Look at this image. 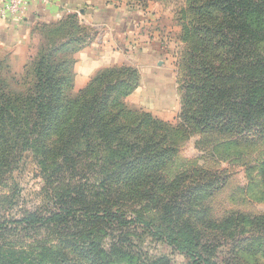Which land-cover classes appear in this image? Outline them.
<instances>
[{
	"label": "rangeland",
	"instance_id": "rangeland-1",
	"mask_svg": "<svg viewBox=\"0 0 264 264\" xmlns=\"http://www.w3.org/2000/svg\"><path fill=\"white\" fill-rule=\"evenodd\" d=\"M212 1L149 0V7L160 12L156 18L160 22L149 33L155 34L152 41L162 51L158 65L167 67L171 79L162 92L149 94V112L129 105L127 100L135 89L124 104L179 127L167 136L175 152L164 165L142 162L131 172L112 148L99 147L92 153L71 140L63 149L58 134L63 126L58 127L61 120L55 112L52 120L36 126L39 118L34 105L25 98L33 96L26 91L33 85L29 81L37 50L54 46L69 60L72 52L66 51L87 43L86 37L81 40L87 30L68 27L66 22L61 27L48 26L49 37L43 39L45 29H35L24 71H6L1 61L5 57L0 55V79L8 91L23 94L19 100L11 99V108L7 106L9 114L18 117V124L8 126L7 121L0 134V264H40L45 259L76 264L70 259L84 257L92 241L112 251L115 264H190L139 223L145 221L150 229L165 234L183 232L175 215L165 213L164 206L171 204L180 206L185 219L197 229L201 244L196 251L205 258L218 264H264V98L260 94L264 91V13L259 35L251 43L240 40L238 56L233 58L223 46L227 17ZM219 26L224 30L219 31ZM55 28L58 31L52 32ZM126 67L129 77L113 75L106 82L127 80L130 86L135 79L137 88L138 67ZM211 67L212 78L205 77L203 73ZM13 73L23 75L14 77ZM196 85L200 89L195 94ZM207 87L224 93L213 99L211 93L205 95ZM254 87L256 97L248 93ZM79 91L74 89L73 78L72 93ZM114 95L123 99L120 93ZM164 100L172 108L162 118L157 113ZM238 104L245 108L237 115L233 111ZM139 118L140 132L150 134L152 127ZM143 170L149 175L144 174L146 180L140 185L137 181ZM150 175L156 176L151 182ZM108 186H116L114 199L105 192ZM170 186L173 194L167 196ZM88 203L92 213L102 215L109 208L134 223L117 228L91 220L84 216ZM70 206L79 211L68 225L28 229L16 225L29 216Z\"/></svg>",
	"mask_w": 264,
	"mask_h": 264
},
{
	"label": "trees",
	"instance_id": "trees-1",
	"mask_svg": "<svg viewBox=\"0 0 264 264\" xmlns=\"http://www.w3.org/2000/svg\"><path fill=\"white\" fill-rule=\"evenodd\" d=\"M212 4L219 7L227 17L225 25L228 32L223 34L226 42L223 43V46L227 49V55L236 58V56H238L237 47H240V45H237L239 41L246 40V42L251 43L253 39L259 35V30H262L259 20L261 19L262 13H264V0H213ZM66 22L68 27L73 25L77 29H80V31L87 30L77 25L75 15H71L58 23L36 26L35 29H40L41 32H43L42 29H45V32H43V39H48L50 33L49 30H47L48 26L61 27L65 26ZM223 30L224 29L219 26V31ZM55 31H58V29L55 28L52 30V32ZM85 37L87 38V34L82 32L81 40ZM66 45L69 46L70 43L67 41ZM83 46L73 51L72 49L66 51V53L72 52V56L69 60L61 53V49H54V46L51 48L41 46L37 50L35 64L32 69L33 79L29 81L33 82V85L26 91L27 93L32 92L33 96L28 94L25 98V100H29L30 103L34 105L35 114L39 118V122L36 123V126H39L42 121L52 120V114L55 112L58 119L61 120L58 127L61 128L63 126L59 129L58 133L59 136L62 137L60 143L63 149H66L68 144L71 143V140L80 142V145L83 144L84 148L92 153L99 147L112 148L119 157L121 164L130 167L129 170L131 172H134V166L141 165L142 162H149V164L153 166L164 165L175 152L167 136L171 133L175 134V131L179 129V127H171L169 124L154 119L149 113L136 112L124 104V98L135 89L137 80L135 81L134 79L135 83L129 86L127 80L119 83L116 79V82H106V79H109L113 75H116V78L117 75H122L123 77L127 75L129 77L130 73H127V71L130 70L129 67L121 66L104 69L97 73L88 82L86 87L77 94L72 93L74 78L73 65L75 63L73 55ZM228 48H231V52ZM1 61L5 62V70L9 71L10 67L6 59L3 58ZM23 68H26V66L24 65ZM23 68L22 70L24 71ZM213 68L214 67H211L208 73L205 71L203 73L204 76H210L212 78ZM130 72L134 74L133 71ZM192 74L194 75V73ZM13 75L16 77L22 76L23 74L19 75L13 73ZM204 78L201 82L205 81ZM218 78L219 76L216 77V79ZM204 86H201V88L205 89ZM252 87L253 85H249V88ZM199 89L200 85H196L193 88L195 94ZM118 93L121 94L120 97L123 99L120 100V98L114 97V94ZM209 93L212 94L213 99H216L219 98L224 91H220L219 89L213 90L211 87H207L205 95ZM248 93H252L253 97H256V87L248 91ZM260 94H262L264 98V91ZM21 95L23 94L8 91L7 85L0 79V134L4 133L7 121H9L8 126L12 123H14V125L18 124L15 123L18 117L9 114L7 106L9 105L11 108V99L19 100ZM244 108L245 107L241 108L238 104L234 107L233 112L238 115L241 111H244ZM137 116L140 117L138 120L152 127L150 134L145 135L140 132V127L136 124ZM68 122H70L69 125ZM230 125H232V123ZM185 126L186 124H181L182 128ZM52 128L58 129L55 126ZM241 132L242 130H240V133ZM1 143L4 145L3 141ZM147 172V170L142 171L143 177L138 178V184L142 185V183L145 182L146 177H144V174ZM148 177L149 182H151L156 176L153 177V175H150ZM118 179L119 177L116 178V181H118ZM160 185L165 186L167 183H161ZM173 189L172 186L166 189L170 192L167 196L173 194ZM105 192L114 199L116 186L106 187ZM90 205V203L86 205L84 216H89L91 220H98L105 225L117 228L127 227L134 223L133 221L125 220L123 213H119V211L113 212L109 208L105 210L102 215L92 213L89 207ZM164 207L167 215L169 213L174 214L176 219L179 220L183 232L165 234L150 229L151 225L145 221L139 223L143 224V227L148 232L150 230L154 238L163 241L168 246L173 247L185 258L189 259L190 264H218L210 261L196 251V248L200 247L201 244L197 229L188 219H185L183 215L184 211H180V206L171 204L170 206L165 205ZM59 208L58 211L51 212L48 215H32L18 220L16 221V225L24 226L23 229L52 224L68 225L70 221L77 217L76 214L79 211V209H75L72 206ZM170 209H172V211H170ZM89 246L90 249L84 253V257L78 259L71 258L70 261L76 264H83L82 260L86 261L85 264H115V259L113 258L115 254L112 251L106 250L100 242L92 241L89 243ZM125 256L127 255H123L124 260H126ZM65 263V261H61L60 263L53 262L50 259L40 261V264Z\"/></svg>",
	"mask_w": 264,
	"mask_h": 264
},
{
	"label": "crops",
	"instance_id": "crops-1",
	"mask_svg": "<svg viewBox=\"0 0 264 264\" xmlns=\"http://www.w3.org/2000/svg\"><path fill=\"white\" fill-rule=\"evenodd\" d=\"M149 6V0H54L45 7L31 4L22 18L0 19V55L12 71L20 72L31 56L35 27L75 15L77 25L89 32L87 43L73 55L75 91L104 69L134 64L140 71V82L127 101L149 112V94L162 92L171 79L167 67L158 65L162 51L152 41L155 34L149 33L150 27L160 22L156 20L160 12ZM162 105L157 114L165 118L172 106L167 100Z\"/></svg>",
	"mask_w": 264,
	"mask_h": 264
},
{
	"label": "built area",
	"instance_id": "built-area-1",
	"mask_svg": "<svg viewBox=\"0 0 264 264\" xmlns=\"http://www.w3.org/2000/svg\"><path fill=\"white\" fill-rule=\"evenodd\" d=\"M54 0H3L0 4V19L22 18L27 14L28 7L31 4H39L42 7L47 6Z\"/></svg>",
	"mask_w": 264,
	"mask_h": 264
}]
</instances>
